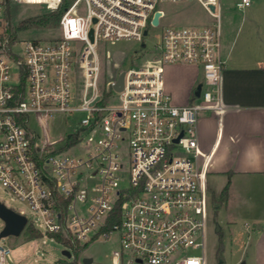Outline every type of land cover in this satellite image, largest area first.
Masks as SVG:
<instances>
[{
    "label": "built area",
    "instance_id": "built-area-1",
    "mask_svg": "<svg viewBox=\"0 0 264 264\" xmlns=\"http://www.w3.org/2000/svg\"><path fill=\"white\" fill-rule=\"evenodd\" d=\"M164 1L73 0L58 37L45 41L16 36L8 3L55 9L62 0H0V182L31 214L0 201L27 217L20 235L62 244L51 264H95L86 250L101 241L112 244V264H208L210 156L200 149L198 121L202 110H224L220 5L198 0L212 25L164 26ZM80 3L86 15L76 14ZM122 40L141 49L126 70L116 64L110 73L102 44ZM166 64L199 67L200 95L176 104ZM34 120L58 129L41 135ZM10 236L18 237H0V264H22Z\"/></svg>",
    "mask_w": 264,
    "mask_h": 264
},
{
    "label": "crops",
    "instance_id": "crops-1",
    "mask_svg": "<svg viewBox=\"0 0 264 264\" xmlns=\"http://www.w3.org/2000/svg\"><path fill=\"white\" fill-rule=\"evenodd\" d=\"M239 1L222 0L220 6L224 110L199 116L198 136L201 151L210 156L207 185L214 190V182L222 177L225 185L230 182L224 204L234 187L242 205L253 204V212L247 214L252 223L249 261L264 264V217L259 214L264 207V0H252L245 7ZM182 67L178 82L165 81L166 88L184 96L176 104H187L199 84L200 68ZM223 203L210 212L213 217H219Z\"/></svg>",
    "mask_w": 264,
    "mask_h": 264
},
{
    "label": "rangeland",
    "instance_id": "rangeland-1",
    "mask_svg": "<svg viewBox=\"0 0 264 264\" xmlns=\"http://www.w3.org/2000/svg\"><path fill=\"white\" fill-rule=\"evenodd\" d=\"M31 1L38 3L43 0ZM221 1L222 0H218L220 6ZM71 2H73V0H71L67 6ZM61 3L64 4L66 2H63L62 0ZM59 6L57 8H59ZM159 7L165 12V16L162 18L164 26L203 27L212 25L216 20V18L213 17L198 0H168L160 2ZM57 8L50 9L47 4L42 3L37 5H17L12 3L10 6V17L7 19L10 23L12 21L13 30H15V34L19 39L39 38L49 41L57 38L60 34L58 22L43 25H26L25 27L20 22L21 20L30 17H41L50 14ZM86 12V5L80 3L77 6L76 14L86 15ZM17 26H20V28ZM146 43L149 45L150 40L146 39ZM102 45L103 50L111 52L110 58L107 60L110 64V67L108 68L110 73H113L116 70V64L120 65V69L126 70L130 66L131 60L135 56V52L141 49V42L136 40H122L118 42L108 41ZM121 61L123 63H121ZM182 66L185 65L166 64L164 68V82L166 81V78H169L173 84L178 82L181 78L182 72L185 70ZM198 81H203V73L201 69L198 70ZM165 89L172 94L173 99L176 102L184 97L179 90H169L166 87ZM210 114H212L211 110H202L200 111L199 116L203 117ZM47 123L49 125L47 129L43 126V120H34L32 125L37 128L41 135L46 134V131L49 136L54 135L58 129L55 126L56 123L53 120H48ZM222 179L224 178L221 177L214 182V190L212 187L208 186L211 211L216 207L218 208L224 201L220 194L225 185ZM236 188L237 187H234L226 204L223 203L219 217L215 218L212 214L209 215L207 226L208 264H242L243 262H245V264H251L249 260L252 254V248L249 243L250 239L248 238V235L252 228L250 215L254 208H252V203L245 205L240 203V194ZM0 200L5 202L8 206L16 209H24L28 214H31L29 204L15 196V194L3 186L1 182ZM259 214L261 217H264V207L259 209ZM4 226L5 222L0 217V230ZM220 238H222L224 245L221 255L218 254L217 251ZM7 241L11 243L12 246L13 260L22 264H51L55 259L62 256V244L50 241L49 239L43 244V239L31 238L26 234H21L16 238L10 236L7 238ZM111 248V242L101 241L89 246L86 250V254L95 258V264H112L109 257ZM42 252H44L43 255ZM36 258L37 260H35Z\"/></svg>",
    "mask_w": 264,
    "mask_h": 264
},
{
    "label": "water",
    "instance_id": "water-1",
    "mask_svg": "<svg viewBox=\"0 0 264 264\" xmlns=\"http://www.w3.org/2000/svg\"><path fill=\"white\" fill-rule=\"evenodd\" d=\"M210 8L214 10V5H211ZM160 15V12L155 13V18H154V23L158 24V17ZM147 32L145 31V34ZM90 37L93 39V30L90 31ZM123 79H124V71H122L119 75L118 82L115 85V88L120 90L123 88ZM202 84L199 83L197 87L194 90V94L196 96L200 95ZM0 217L4 220L5 222V227L0 233V237L8 236V235H20L22 230L24 229L26 223H27V217L19 213L15 210H13L10 207H7L4 203L0 201ZM67 254H69L68 251H65ZM87 262L91 261V258H86ZM244 264V263H242Z\"/></svg>",
    "mask_w": 264,
    "mask_h": 264
},
{
    "label": "trees",
    "instance_id": "trees-1",
    "mask_svg": "<svg viewBox=\"0 0 264 264\" xmlns=\"http://www.w3.org/2000/svg\"><path fill=\"white\" fill-rule=\"evenodd\" d=\"M66 2V3H61V5L59 6V8H57L56 10H53L54 12L50 13V14H46V15H43L41 17H30V18H27L25 20H21L20 23H22L24 25V27L26 25H43V24H48V23H52V22H58L59 23V19L61 17V14L62 12L65 10L64 8L67 7V4L71 1V0H63V2ZM63 4V6H62ZM10 6L11 4L8 3V7H7V10H6V17L9 19L10 17ZM64 7V8H63ZM18 28H20V26H17ZM229 181L226 183V185L224 186V188L222 189L221 191V197L223 199L227 198L228 196V191H229ZM28 231H31L35 234H38V232L36 230H33L31 228H29ZM223 240L222 238H220V242H219V246H218V254H222L223 252ZM222 263V262H221Z\"/></svg>",
    "mask_w": 264,
    "mask_h": 264
}]
</instances>
